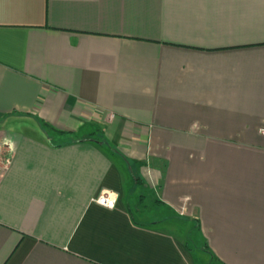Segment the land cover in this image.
<instances>
[{
  "label": "crops",
  "instance_id": "obj_1",
  "mask_svg": "<svg viewBox=\"0 0 264 264\" xmlns=\"http://www.w3.org/2000/svg\"><path fill=\"white\" fill-rule=\"evenodd\" d=\"M0 138V264H264V0H0Z\"/></svg>",
  "mask_w": 264,
  "mask_h": 264
},
{
  "label": "rangeland",
  "instance_id": "obj_2",
  "mask_svg": "<svg viewBox=\"0 0 264 264\" xmlns=\"http://www.w3.org/2000/svg\"><path fill=\"white\" fill-rule=\"evenodd\" d=\"M23 127H24V125L23 124H19V123H17L16 125H12V127L11 128H19V129H23ZM6 128V127H5ZM1 129L2 130H4V128L3 127H1ZM131 190V186H130V184H129V186H127V188H126V193L128 194V199L129 200H131V201H133V199H132V195H133V192L130 194L129 193V191ZM134 191V193H136V192H141V191H143L140 187L139 188H136V189H134L133 190ZM148 205V204H147ZM133 213H134V216L137 218V219H140L141 218V216H139L138 214H137V212L136 211H133ZM173 220H177V219H173ZM180 223H182L183 225H185V231L187 230V227L188 226H186V223H185V221L184 220H181V221H179ZM191 227V226H190ZM194 230H195V227L193 228ZM193 230V231H194ZM191 232L190 233V236H189V244H190V246H191V248L193 249V252H194V256L196 257V259H197V263L198 264H208L207 263V256L206 255H204L201 251L202 250H200V248L202 247L201 245H202V240L199 238V236H197V235H195L194 234V232ZM212 264H217V263H215V262H213Z\"/></svg>",
  "mask_w": 264,
  "mask_h": 264
},
{
  "label": "built area",
  "instance_id": "obj_3",
  "mask_svg": "<svg viewBox=\"0 0 264 264\" xmlns=\"http://www.w3.org/2000/svg\"><path fill=\"white\" fill-rule=\"evenodd\" d=\"M6 144L4 141L0 138V175L3 172V170L6 168V163L9 161V158H7L8 154H6ZM96 204H98L101 207H104L109 210H113L116 208L118 204V197L110 192H106L101 194L96 200Z\"/></svg>",
  "mask_w": 264,
  "mask_h": 264
}]
</instances>
